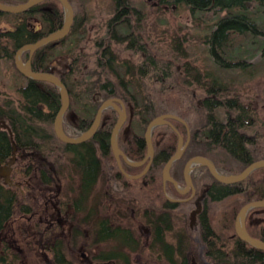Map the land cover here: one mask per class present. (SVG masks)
I'll use <instances>...</instances> for the list:
<instances>
[{
    "label": "trees",
    "instance_id": "16d2710c",
    "mask_svg": "<svg viewBox=\"0 0 264 264\" xmlns=\"http://www.w3.org/2000/svg\"><path fill=\"white\" fill-rule=\"evenodd\" d=\"M0 1L17 5L28 0ZM69 1L74 9V21L66 38L40 47L32 57L26 51L22 59L26 62L31 58L33 70L51 72L66 84L70 92V106L65 114L64 130L70 137H77L89 129L99 107L105 101L119 98L127 108V120L119 134V146L134 161L143 160L147 154L145 132L153 119L170 113L188 123L190 141L183 156L171 168V175L182 186L186 184L185 166L195 156L208 157L224 175L240 174L250 164L264 160V134L253 133L258 122H264L260 110L237 94L224 92V87L216 84L215 80L211 84L201 79L200 72H195L190 62L184 64V72L180 71L177 63L179 56L187 55L183 53L184 40L178 36L173 37L168 46L167 50L173 53L171 57L166 55L167 50L149 46L141 33L143 26L140 22L147 17V13L135 12L137 7L131 0H115L116 9L105 23V35L94 40L93 52L80 53L74 57L70 73H60L50 68L54 49L64 45L72 37L82 35L89 20V13L80 0ZM172 1L185 3L194 14L209 13L216 19L210 27V34L204 37L203 42L214 60L222 67H235L234 65L240 64L238 59L228 60L225 53V49L237 38L252 32L264 34L256 16V12L264 8V0ZM129 9L134 12H128ZM157 9H161V6ZM1 16L8 18L11 28L0 29V60L5 61L18 76L23 77L26 84L18 88L21 99L9 100L6 104L8 108L0 103V108L7 114L20 158L22 154H28L26 158L29 164L25 169L22 165L20 169L21 165L18 163L16 174L17 178H20V174L26 179L23 189L28 192L30 200L33 198V204L29 203V197L24 202L20 187L6 188L0 184V233L6 229L17 210L20 214L31 213L33 207L47 197L53 175L58 182L67 180V203H70L72 194L78 208H81L80 213L84 215L81 218L83 221L77 223L78 226L88 228L91 236L95 237L93 243H99L102 216L98 204L103 195L102 189L98 187L103 169L100 153L113 160L115 171L121 177L119 179L123 185V197L120 201L134 200L124 196L127 191L129 195L136 194L134 197L137 196L142 201L162 200L170 204L169 207L173 210L177 204L170 201L167 195L174 199L191 196L192 192L187 195L180 194L172 182H167L166 191L164 189L163 168L176 152L178 144V134L168 124L153 130L155 155L147 173L138 179L127 178L120 171L113 156L111 132L119 117L114 108L103 112L102 123L89 140L80 144H68L58 138L54 127L55 117L62 105L58 87L51 82L25 77L15 65V55L23 45L35 43L62 28L64 9L60 1L46 0L17 14L0 11ZM119 22L127 23L131 29L127 36L128 44L122 50L132 52V59L128 62L135 67L138 81L142 85V103L129 90L128 81L121 78L116 70L118 54L115 53L113 44L120 42L116 38L115 30ZM74 72L80 78L73 80ZM194 82L201 86L200 95L188 91ZM74 85L77 88L81 85L84 87L76 91ZM170 121L187 141V126L180 120ZM12 152L13 145L8 133L0 131V164L5 163ZM40 163L44 164V168H41ZM123 163L130 174L141 173L147 165L135 167L124 161ZM51 164L56 166L55 172L46 171V168L51 169ZM258 172L264 173V167L253 171L245 180L231 184L219 182L207 166L196 165L191 172L198 195L206 192L208 188L206 193L210 200L205 213L201 215L200 226L206 254L214 264H264V250L241 239L235 229L236 217L241 208L250 202L264 199V176L256 179ZM204 181L205 187L202 185ZM220 201L225 204L219 224L215 226L210 214L211 204ZM191 204L193 207L192 199L187 202V206ZM256 211H264V207L249 211L247 229L253 237L264 241V218H252ZM122 216L127 217L124 209ZM122 233L120 238L125 239L126 235ZM189 247L188 237L183 251L178 254L181 259L184 257L183 264L189 262ZM48 251L54 256V264L67 262L62 249L56 247V244ZM17 259L18 255L9 253L8 247L0 248V264H15Z\"/></svg>",
    "mask_w": 264,
    "mask_h": 264
},
{
    "label": "rangeland",
    "instance_id": "374dc122",
    "mask_svg": "<svg viewBox=\"0 0 264 264\" xmlns=\"http://www.w3.org/2000/svg\"><path fill=\"white\" fill-rule=\"evenodd\" d=\"M131 1L135 3L140 14L144 12L147 13V17L140 22L143 26L141 33L143 37L147 39L149 46H152L154 49L162 48L165 51L168 49L169 44L172 43L171 40L173 37L175 38L178 36V38L183 39V53L187 56H179L177 63L180 71L184 72V64L190 62L193 70L195 69V72H200L201 79L211 84H213L215 80L216 84H220L224 87V92H228L231 95L237 94L242 99H246L248 102L253 103V105L260 110V116H262V118L264 117V34L248 32L249 34L237 38L233 44L225 49V53L228 60L238 59L240 60V64L234 65L235 67H222L218 61L214 60L207 45L203 42L204 37L210 34V27L216 20L211 14H194L185 3L172 0H166L165 2L162 0ZM80 2L89 13V20L82 35H76L72 37V39H69L64 45L54 49L50 68L60 73L66 71L70 73V65L74 62L73 59L75 56L80 53H90L95 50L94 40L105 35L107 28L105 23L107 19L114 14L116 9L115 0H80ZM159 5L161 9H157ZM256 16L258 23H260L264 30V8H262L260 12H256ZM6 28H11V24L6 16H1L0 29L5 30ZM115 30L116 38L120 41L113 44V49L115 53L118 54L116 70L121 78L128 81L129 90L139 98V103H142V85L138 81L137 73L134 69L135 67L128 62V60L132 59V52L130 50H122V47L128 44L127 36H129L131 29L127 23L119 22ZM168 50L166 55L171 57L173 53ZM78 76L79 74L74 72L72 79L75 80L80 78ZM25 84L26 80L23 77L18 76L10 66L8 67L5 61L0 60V103L4 104L11 99L16 101L21 99V93L18 88ZM81 86H78V88L84 87V85ZM78 88L74 85V90L77 91ZM189 88L188 91H194L197 95L202 93L201 86L197 82L192 83ZM137 129L138 131L140 130L139 128ZM254 132L264 134V122L262 120L255 126L253 133ZM253 133H251V135H253ZM147 163L148 160L144 164ZM103 169L101 181L98 183L99 187L104 181L108 184L107 180H110L111 174L115 170L114 162L110 157L104 160ZM263 176V172H258L255 178L257 179ZM0 180H3V178L0 177ZM15 181L21 182L22 179L18 178ZM66 181L67 180L63 179V181L53 183L52 185L55 188L54 191H60V197L58 199L60 204H58L57 209H60L62 213L58 215L54 214L55 217L58 216L57 218H59L57 225L59 224L60 226L54 228L55 231L60 229L58 240H48L45 238L48 234L45 237L39 233L36 234L38 230L42 231L50 228V225L46 223V217L56 212L54 204L57 199L55 198L53 199V204L51 200L45 202L46 198L38 202L37 205L33 207L36 211L35 215L32 213L20 214L17 210L6 229L0 233V248L2 249L6 246L8 247L9 253L18 255L15 264H54V256L48 251V247L54 246L55 244L56 247L62 249L64 254L63 257L67 261L64 264H101V261L96 260L95 257V255L101 251L100 246L98 244L93 245L92 239L86 240L87 243L83 242L81 239H76L73 241L75 243L71 242L70 245V227L67 226V220L70 219V208H68L70 204L67 203L65 196V193L69 190V185ZM109 184H111L110 181ZM203 184L205 187V181L202 182V185ZM112 185H114L116 189H123V185L120 182H112ZM166 186L167 183L164 185L165 191ZM187 194L188 193L183 195ZM135 195L136 194L129 195V193L125 191L124 196H126L127 199L130 197L134 199L133 201L138 203L136 205L133 201L130 204L123 202L121 207L124 210H129V212H127V216L131 217L129 223L132 222V226L138 231L142 240L147 241V237L145 236V226L147 223L143 219L144 207L154 206L156 203L161 204L162 200L142 201L139 200V197H134ZM111 196H117L119 200L123 197V192L116 191L113 188V190L111 189ZM192 198L191 196L183 198L184 203L175 209V215L177 216L174 218L173 223V230L175 232L182 229H184L182 231L187 232V229H189V224L191 222L190 214L194 205L193 207L192 204L191 206H187V202ZM32 199L31 197L30 200L29 197L30 204H33L31 202ZM192 201L194 203V198ZM224 204L225 202L223 201L211 204L212 209L210 214L215 226L219 224ZM131 208H135V211H131ZM30 218L32 219L29 220ZM252 218H264V211L254 212ZM41 219H43L44 222L38 225L37 223L40 222ZM185 224L186 228L183 227ZM31 227H33V229ZM198 233L197 230L196 237L191 241L189 252L190 264H214L212 259L206 254L204 242L198 236ZM171 241L174 242L172 238ZM131 257L133 264H159L157 262H160L149 250H145L142 253L134 252L131 254ZM160 264H167V262L163 259Z\"/></svg>",
    "mask_w": 264,
    "mask_h": 264
},
{
    "label": "flooded vegetation",
    "instance_id": "af4514ba",
    "mask_svg": "<svg viewBox=\"0 0 264 264\" xmlns=\"http://www.w3.org/2000/svg\"><path fill=\"white\" fill-rule=\"evenodd\" d=\"M127 11L128 12H130V11L134 12L135 11V12L140 13L138 8L135 9L134 11L131 9H129ZM8 102H9V100L6 103H4V105H6ZM5 107L8 108L7 105ZM4 121L10 126L8 118H7V114L5 113V111H2L0 108V131L7 132L9 135L7 128H5L2 125V122H4ZM9 137H10V135H9ZM10 140H11V138H10ZM18 150H19V148L17 149L16 158L14 160H13L14 154L12 152V155L7 158V161L5 163L0 164V175H1L0 177L3 178V180H0V184L5 186L6 188L11 187V186L20 187L21 192H22L21 198L26 203L27 198L29 197L26 189H23V185L25 184L26 179L23 178V176H21L19 174L22 181L16 182L15 180L18 179L17 174H16L18 163H19V165H21L20 169H21L22 165L25 169L27 167V164H29L27 162V158H26L28 154L24 153L21 155V158H20V154L18 153ZM100 156L102 157V166L104 168V160L107 159V156H103L101 153H100ZM113 156L117 162L118 167L120 168L114 153H113ZM11 161H12V163L10 164L9 162H11ZM121 161H122L123 169L127 172L126 168L124 167V163H123V161L124 162H126V161L122 157H121ZM5 166H8V168L11 171V181L10 182H7L6 177L4 175H2L4 173V171L6 170V169H4ZM40 166H41V168H44L43 163H40ZM50 166H51V169L46 168V171H49V172L54 171L55 172L56 166H54L53 164H51ZM103 170L104 169H102V174H103ZM120 171L124 174V172L121 170V168H120ZM132 175H136V174H132ZM51 177H52V180H51L52 183H51V187L49 188L48 192L46 193L47 197H46L45 202H47L48 200L49 201L51 200V202L53 204V199L54 198L57 199L56 203L54 204L56 212L52 213V214L48 215V217H46V223H48L50 225V228L44 229L42 231L38 230V231H36L37 232L36 234L39 233L43 237H45L48 234L47 237H45L48 240H53V239L58 240V238H59L58 233H59L60 229L55 231L54 228H56L57 226H60L59 224L57 225L59 218H57L58 216L55 217L54 214L58 215V214L62 213L60 209H57L58 204H60V202L58 200L60 197V194H59L60 191L59 190L54 191L55 188L52 185H53V183H58V180L55 179L53 175H51ZM119 178H121V177L114 170V172L111 174L110 180L106 179L108 181V184H106V181H104V183L102 185H100V187L98 186L103 191V195L101 196L99 204H98L99 213L102 216V222H101L102 228H101L100 236H98L99 243H93V240L95 239V237L91 236L88 228H82V227L78 226L77 223H81V221H83V220H81V218L84 217V215H83V213L82 214L80 213L81 208H78L76 202L72 198L73 197L72 194H70V203H69L70 207H68V208H70V219L67 220V226L70 227V245H71V242L75 241L76 239H81L83 242H86V240H88V239H92L93 245L98 244L100 246L101 251H100V253L95 255V257L99 256L100 259L96 258V260L101 261L100 262L101 264H128L129 262H130V264H133L131 254H133L134 252L142 253L145 250H149V252L154 254L157 257V259L160 260V262H161V260L164 259L167 262V264H181V263L183 264L185 259L183 256L181 259V257L178 256V254L181 251H183V249L185 247L186 238L189 237L190 247H191V241L194 237H196L195 235H196L197 230H198V232H199L198 236L204 242L203 233L201 232L200 218H201V215L203 213H205L206 208L208 206V201L210 200L208 193H206L208 191V188L205 190L206 192H202L200 195H198V193L196 192L195 195L193 196V198H194L193 210H195L199 205L200 211L196 215V220L193 223L190 222L189 229H187V232L189 230L188 233L182 231L184 229L179 230L178 232H175L173 230L174 218L177 217L175 215L176 214L175 209L184 203L182 198L177 199V201H172L173 203L177 204V206L173 210L170 209V207H169L170 204H167L165 202H161V204L160 203H158V204L154 203L155 204L154 206L152 205V206L144 207L145 210L143 212V216H144L143 219L147 223L145 226L146 227L145 228V236L147 237V241H143L142 238L140 237L138 231L134 228V226H132V222L129 223V221L131 220V217H129V216L123 217L122 216V207L121 206H122L124 201H120V199L118 200L117 196L116 197L111 196V189L113 190V188L116 191H119V192L122 191L121 189H116L114 187V185H112V182H120L121 183ZM100 179H101V177H100ZM100 179H99V183L101 181ZM109 181L111 182V184H109ZM185 186H186V184L184 185V187ZM209 189H210V187H209ZM190 192H192V191L190 190L188 193H190ZM114 194H116V193H114ZM128 202L125 201V203H128V204H130L132 201H128ZM133 202L136 205L138 203L136 201H133ZM157 205H160V206H157ZM127 206H129V205H127ZM126 211L129 212L128 209ZM131 211H135V208H133V209L131 208ZM31 213L33 215H35L36 211L33 210ZM31 213H29V214H31ZM31 219L32 218H30L29 220H31ZM125 221H127V222H125ZM43 222H44V220L41 219L40 222H38L37 224L39 225L40 223H43ZM125 223H127V224H125ZM37 224L36 225L34 224V225L38 226ZM32 226H33V224H32ZM183 227L186 228V224ZM31 228L33 229V227H31ZM80 231H82V233H80ZM122 232H124L126 235L125 239L120 238L123 234ZM171 238L174 240V242L171 241ZM73 243H75V242H73ZM190 247H189V251H188V256H189V252H190ZM48 248H52V246H49ZM109 257H111V258L107 259ZM128 257H129V262H128ZM178 259H180V260H178ZM160 262H157V263L160 264ZM188 264H190V259H189Z\"/></svg>",
    "mask_w": 264,
    "mask_h": 264
},
{
    "label": "water",
    "instance_id": "95a60500",
    "mask_svg": "<svg viewBox=\"0 0 264 264\" xmlns=\"http://www.w3.org/2000/svg\"><path fill=\"white\" fill-rule=\"evenodd\" d=\"M44 1H46V0H28L25 3H21V4H17V5H9V4H6V3H3L0 1V11L6 12V13H12V14L22 13V12L29 10L33 6H35L41 2H44ZM58 1H60L62 3L63 9H64V24H63L62 28L52 32L48 36L40 39L39 41H37L35 43L25 44L22 47H20L17 50L16 55H15V65H16L17 69L25 77H27L29 79H33V80L51 82L58 87V89L60 91V96L62 99V105L57 112V115H56L55 121H54V125H55V132L61 141L68 143V144H80V143H83V142L89 140L90 138H92L96 134L98 128L100 127L101 122H102L103 112L108 108H114L119 113V117H118V120H117V122H116V124H115V126L111 132V139H110L111 148H112V151H113V153H114V155L118 161V164H119L121 170L130 179L141 178L149 170V167L152 163V160H153L154 154H155V148H154V143H153V130L158 126L165 125V124L172 126L175 129V131L177 132L178 144H177L176 152L171 156V158L167 161V163L165 164V166L163 168V182H164V185H166L167 182H172L175 185L176 189L181 194H186L191 190L192 191L191 197H193L195 195L196 189H195L193 181H192L191 172L194 170L196 165L207 166L209 168L211 174L219 182L224 183V184H231V183H237V182L243 181L253 171L264 167V160H259V161H256V162L250 164L240 174L224 175L218 170L215 163L211 159H209L208 157L195 156V157L191 158L185 166L184 177H185V181H186V186L183 187V186L179 185L177 180L171 175V168H172L173 163L183 156L185 149H186V147L190 141V129L188 127V123L184 119H182L181 117L174 115V114H163V115H160V116L156 117L155 119H153L149 123V125L146 129V132H145V140L147 143V155L141 161H134V160L130 159L125 154V152L119 147V134H120L122 126L124 125V123L127 120V109H126L125 103L121 99H118V98L108 99L99 107L97 114H96V117L93 120L91 126L89 127V129L87 131L83 132L81 135H79L77 137H70L64 130L65 114H66V112L70 106V92H69L66 84L62 81V79L60 77H58L57 75H55L51 72H47V71H40L39 72V71L33 70L31 58L26 62H24L22 59V55L24 52L29 51L30 55L32 57L34 52L37 49H39L40 47L47 45L49 43H52V42H57L59 40H62L64 38H66V36L70 33L71 28H72V24L74 21V9H73L72 4L70 3L69 0H58ZM170 119L180 120L181 122H183L187 126L188 132H189V137H188L187 141H185L182 134L173 125V123L170 121ZM2 125L5 128H7L8 132H9L11 142L13 145V154H14L13 160H14L16 158V152H17L18 147H17V143L14 139V134H13L12 128L5 121L2 122ZM121 157L127 162V164H129L131 166H135V167L143 165L147 160H148V163H147L145 169L143 170V172L136 174V175H132V174L127 173L123 169ZM12 161L9 163L11 164ZM4 169H6L7 171L5 170L2 175H4L6 177L7 182H10L11 181V171L8 168V166H5ZM168 199L171 201H177V199H174L170 196H168ZM262 207H264V199L256 200V201H253V202H250V203L244 205L236 217L235 229H236V234L241 239L245 240L247 243H249L251 246H253L255 248L264 250V241L261 239L253 237L249 233V231L247 229V224H246L249 211L252 209H255V208H262ZM199 211H200V206L198 205V207L191 212L190 218H191L192 223L196 220V215Z\"/></svg>",
    "mask_w": 264,
    "mask_h": 264
}]
</instances>
